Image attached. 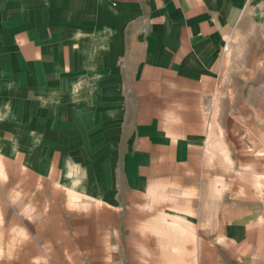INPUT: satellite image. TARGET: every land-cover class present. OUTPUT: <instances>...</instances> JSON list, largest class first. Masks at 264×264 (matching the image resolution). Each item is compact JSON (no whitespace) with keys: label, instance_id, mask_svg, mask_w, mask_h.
<instances>
[{"label":"rangeland","instance_id":"374dc122","mask_svg":"<svg viewBox=\"0 0 264 264\" xmlns=\"http://www.w3.org/2000/svg\"><path fill=\"white\" fill-rule=\"evenodd\" d=\"M57 1L0 0V264H252L247 251L240 257L236 249L262 237L225 250L216 239L195 241L202 227L185 219L165 221L163 232L157 198L112 204L82 191L87 185L100 192L103 182L116 191L121 180L130 71L99 56L87 61L75 42H59L62 33L74 39L75 29L54 24L60 6L70 11L73 5ZM246 51L238 63L246 69L232 72L231 86L217 97L224 143L217 145L220 177L212 188L221 182L222 206L247 200L263 210L264 45ZM214 167L210 162L208 170ZM240 195L246 198L236 200ZM204 230L215 236L216 226Z\"/></svg>","mask_w":264,"mask_h":264},{"label":"crops","instance_id":"0c3cea01","mask_svg":"<svg viewBox=\"0 0 264 264\" xmlns=\"http://www.w3.org/2000/svg\"><path fill=\"white\" fill-rule=\"evenodd\" d=\"M70 2L76 5L67 10L76 9V16L60 6L54 24L74 27V39L62 33L59 42H75L87 61L99 56L109 66L130 71L127 82L133 102L116 191L109 182L102 183L100 192L87 185L82 191L114 204L136 197L157 198L154 206L163 214L162 222L185 219L201 226L195 241L216 239L225 250L226 245L243 246L244 239L264 240V212L256 213L264 210L261 205H248L246 200L222 206L221 182L212 188L213 180L220 177L218 141L224 143L214 115L217 97L231 86L232 72L246 69L238 66L245 60L246 48L264 45V0ZM60 51L61 59H66V52ZM224 161L228 163L226 157ZM210 162L215 166L212 171ZM240 198L246 197L236 200ZM211 201L216 208L209 215ZM208 218L216 226L215 236L204 230ZM263 240L250 241L251 248L236 251L240 257L248 254L252 264H264Z\"/></svg>","mask_w":264,"mask_h":264},{"label":"bare ground","instance_id":"6f19581e","mask_svg":"<svg viewBox=\"0 0 264 264\" xmlns=\"http://www.w3.org/2000/svg\"><path fill=\"white\" fill-rule=\"evenodd\" d=\"M218 144L220 145V146H223V143L221 142V141H218ZM0 173L1 174H4L5 172H4V167H2V163H1V161H0ZM72 188V193H74V194H76L75 192H76V189L75 188H73V187H71ZM77 193H79V191H77ZM73 194V195H74ZM78 197V196H77ZM160 221L162 222L163 221V216L160 218ZM164 223V222H163ZM158 228H162V227H158ZM1 229V228H0ZM165 231V228H164V230H163V232Z\"/></svg>","mask_w":264,"mask_h":264}]
</instances>
